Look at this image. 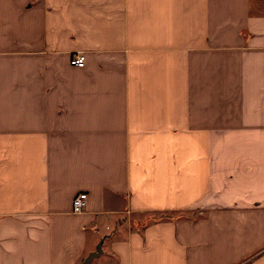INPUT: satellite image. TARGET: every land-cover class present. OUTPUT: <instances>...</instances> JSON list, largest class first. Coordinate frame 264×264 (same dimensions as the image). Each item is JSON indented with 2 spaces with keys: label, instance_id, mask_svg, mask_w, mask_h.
<instances>
[{
  "label": "crops",
  "instance_id": "0c3cea01",
  "mask_svg": "<svg viewBox=\"0 0 264 264\" xmlns=\"http://www.w3.org/2000/svg\"><path fill=\"white\" fill-rule=\"evenodd\" d=\"M93 252L264 264V0H0V264Z\"/></svg>",
  "mask_w": 264,
  "mask_h": 264
},
{
  "label": "built area",
  "instance_id": "2783aa9c",
  "mask_svg": "<svg viewBox=\"0 0 264 264\" xmlns=\"http://www.w3.org/2000/svg\"><path fill=\"white\" fill-rule=\"evenodd\" d=\"M86 62V55L84 53H76L70 59V64L75 67L83 66ZM88 202V194L80 192L73 198L72 206L73 212L81 213L86 208Z\"/></svg>",
  "mask_w": 264,
  "mask_h": 264
},
{
  "label": "water",
  "instance_id": "95a60500",
  "mask_svg": "<svg viewBox=\"0 0 264 264\" xmlns=\"http://www.w3.org/2000/svg\"><path fill=\"white\" fill-rule=\"evenodd\" d=\"M96 256H97V253H96V252L91 253V254L87 257V259L84 261L83 264H90L91 261H92Z\"/></svg>",
  "mask_w": 264,
  "mask_h": 264
}]
</instances>
